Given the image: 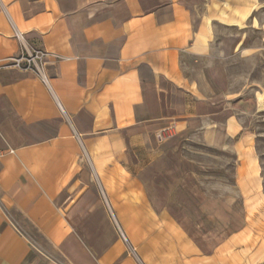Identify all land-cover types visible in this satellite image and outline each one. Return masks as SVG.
Returning <instances> with one entry per match:
<instances>
[{"label": "crops", "instance_id": "1", "mask_svg": "<svg viewBox=\"0 0 264 264\" xmlns=\"http://www.w3.org/2000/svg\"><path fill=\"white\" fill-rule=\"evenodd\" d=\"M208 7L0 0V264H264L261 245L233 239L245 225L206 251L169 204L197 188L184 144L227 149L243 133L200 70L215 37ZM17 33L50 53L49 87L3 67Z\"/></svg>", "mask_w": 264, "mask_h": 264}, {"label": "rangeland", "instance_id": "2", "mask_svg": "<svg viewBox=\"0 0 264 264\" xmlns=\"http://www.w3.org/2000/svg\"><path fill=\"white\" fill-rule=\"evenodd\" d=\"M204 2L215 37L200 70L208 73L216 93L228 94L243 133L227 149L207 148L197 140L184 144L183 157L200 163L197 188L193 185L189 195L183 192L169 204L176 205L175 216L204 250L211 251L245 225L233 239L241 237L242 244L258 249L261 245L264 254V0ZM245 7V17L230 25L234 11ZM150 189L158 207L169 202L166 183H150ZM120 236L127 242L121 231Z\"/></svg>", "mask_w": 264, "mask_h": 264}, {"label": "built area", "instance_id": "3", "mask_svg": "<svg viewBox=\"0 0 264 264\" xmlns=\"http://www.w3.org/2000/svg\"><path fill=\"white\" fill-rule=\"evenodd\" d=\"M17 38L21 43L20 52L18 55L7 59V62L3 65V67L30 72L34 74L44 85L49 87L48 59L50 57V53L42 48H37L28 44L25 41L24 36L20 33H17ZM121 234L123 238L127 240L122 232Z\"/></svg>", "mask_w": 264, "mask_h": 264}]
</instances>
